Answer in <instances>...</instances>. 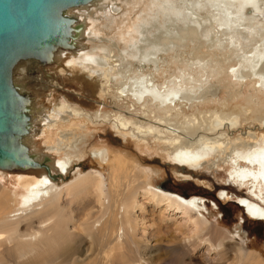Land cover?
I'll use <instances>...</instances> for the list:
<instances>
[{
  "label": "rangeland",
  "instance_id": "obj_1",
  "mask_svg": "<svg viewBox=\"0 0 264 264\" xmlns=\"http://www.w3.org/2000/svg\"><path fill=\"white\" fill-rule=\"evenodd\" d=\"M133 2L127 0L117 2V8H122L119 15H114L115 19L114 16L105 13L94 17L92 22L100 30V35L95 36L97 38L95 42H83L79 47L99 55L105 51L113 52L122 64L121 68L127 63V66H130L128 69L131 73L128 74V78L144 71L148 73V81L153 86L161 89L169 88L176 82L174 76H180V68L183 69L187 62H190L188 59L193 57L190 53L197 51V55L203 57L202 54H205L207 49L201 47L199 43L192 45L189 39L178 42V37L174 39V34L169 33L167 37H162L161 43L159 42L161 45L170 44V47L166 51L159 52L158 50V71L153 72L148 66L141 69L137 62L128 57V54L123 53L121 42L127 43L131 38H135V30L141 22L146 24L149 22L150 26L147 25V33L143 37L145 36L144 39L147 38L148 42H152L156 39L155 36L164 32L162 25L164 20L161 15H153V11H158V8H151L150 0H134ZM152 24L156 26L155 28H159L158 31L153 29ZM80 26L83 27L82 30L86 29L82 23ZM167 40H171L170 43L167 44ZM140 41L141 39L138 42ZM150 58L155 59L154 56ZM224 58V56H218V60ZM208 61L216 72L214 74L212 69L209 70V76L212 79L211 82L208 80L206 83L213 87L211 95H207L203 102L178 104L165 110L162 107L158 108L154 101L146 100L143 103H137L131 96L122 93L120 88H123L121 85L125 81L118 70L110 73L113 80L111 85H108L104 78L93 81L87 73L80 72L73 75L57 68L56 65H49L43 69L37 68L32 73L26 71L29 68L26 63H23L24 69L17 66L21 72L17 74L18 80L26 84V88L37 100L31 106V116L38 111H43L46 115V111H50L53 105L63 109V111H60V108L52 109L55 114L49 117L50 123L55 124L52 127V134L48 136L42 134L37 137L32 143V148L45 151L40 158V162L44 161L45 164L65 159L71 162V171L67 173V177L63 179L56 177L53 181L57 186V191L60 192L59 204L64 212L72 210L73 218L81 219L82 212H76L75 209L78 207L81 209L84 202L88 199L93 200V196L87 195L86 191L79 196L68 195L65 186L71 181L72 183L76 181L81 174L96 169L91 159L92 150L106 149L109 152L110 161H124L126 164L136 166L142 174L148 175V181L156 188L178 194L184 199L196 197L195 200L199 205L205 208L200 214L217 227L220 233L219 240L223 243L219 254L209 250V243L206 244V242L191 248L192 250L188 249L187 239L194 238L197 231L185 211L169 208L165 203L155 205L139 194L136 202L141 205V210L135 209V213L132 214V217H137L132 223V236L137 243L140 258L134 257L136 250L133 248L126 249L124 254L121 251L117 252L108 262L105 256L100 254L99 257L96 256L99 245L97 238L87 242V237L78 235L73 236L72 245L69 243L66 245L69 247L67 254L78 248L80 254L86 255L84 260L78 257L79 264L89 262L91 264H264V223L250 219L235 203L242 198H248L254 203L257 201L251 196L245 183L232 181L233 176L230 177L229 163L226 161V156L231 150L248 147L250 145L247 144L255 142L264 135L262 124L264 122V95H255L254 91L251 92L253 89H249L247 82L244 87L235 86L230 75L225 71L227 63L221 64L222 66L217 65V54L212 53ZM234 62V60L230 62L231 66ZM215 65L221 70L214 67ZM92 69L98 70L97 67ZM124 86L132 90L128 81ZM254 97H256L255 100ZM68 107L77 110L81 117L65 118ZM216 116L222 121L226 120L225 122H231L237 118L238 122L234 127L226 125L219 131L218 129L213 130L212 122L214 123ZM33 118L31 117L30 121ZM62 120H69V125L62 127L59 124ZM32 124L31 121L28 128H37V126L32 127ZM65 135H68V139L62 143L59 137ZM201 137L217 138L222 145L205 160L200 169L193 170L174 163L170 159L169 153L184 145L190 148L195 147L194 142ZM21 141L23 142L24 139ZM239 165L245 166L246 163ZM3 172L0 171V187L2 188V190L0 188V194L3 192L6 196L20 194L19 186L25 183V178H21L20 174L26 172L29 175L30 173L14 169L12 174L11 169L5 170L4 173L8 174L6 176ZM53 175L57 174L54 172ZM28 179L33 181L32 176ZM227 180H230L234 187H225L228 184ZM260 190L264 192V187ZM195 216L197 217V214L193 218ZM31 218L22 219L25 222L28 220L29 223L34 219ZM20 220L18 223L21 226L28 224ZM92 220H87L82 224L83 233H88ZM71 231L78 233L75 229H70L69 232ZM79 241L82 242L79 243ZM22 245L26 246V240L22 239L18 246ZM91 245L92 248L86 254V250ZM38 248L39 253L25 256L4 252L0 256V264H51L49 258L51 251L44 249L42 245ZM238 249L247 254L244 260L238 259ZM60 251L57 250L58 253Z\"/></svg>",
  "mask_w": 264,
  "mask_h": 264
},
{
  "label": "bare ground",
  "instance_id": "obj_2",
  "mask_svg": "<svg viewBox=\"0 0 264 264\" xmlns=\"http://www.w3.org/2000/svg\"><path fill=\"white\" fill-rule=\"evenodd\" d=\"M119 1L93 0L87 5L70 8L67 11L70 16L77 19L79 26L82 23L86 29L82 30L83 27L80 26L79 30L74 29L71 32L75 37L74 50L61 48L54 52L53 59L57 63V68L73 75L80 72L87 73L93 81L104 78L108 85H111L113 80L110 73L118 70L125 81L121 85L123 88H120L122 93L131 96L137 103H143L146 100L154 101L158 108L162 107L165 110L178 104L203 102L207 95H211L213 87L206 85V83L208 80L211 82L212 79H210L209 70L212 69L214 72L215 69L209 65L208 61L213 53L217 54V65L227 63L225 71L230 75L235 86L244 87L247 82L249 89H253L251 92L254 91L255 95H264V0H150L151 8H158H156L158 11H153V15L163 17L164 32L155 36L156 39L152 38L155 39L152 42H148L143 35L147 33L146 27L149 22L148 24L141 22L135 30L136 37L131 38L127 43L121 42L124 49L123 53L128 54V57L137 62L141 69L148 66L149 70L158 71V50L159 52L168 50L170 47L168 43L177 37L178 42L189 39L192 45L199 43L201 47L207 49L206 53L202 54L203 57L198 56L197 51L192 49L195 53L191 52L190 55L193 54V57L188 59L190 62H187L183 69L180 68V76H174L176 82L169 88L163 87V89L153 86L148 81V73H144V71L128 78V74L131 73V70L128 69L130 66H127V63L122 66L124 69L121 68L122 64L119 63L113 52L109 53V51L104 50L105 52L99 55L79 47L83 42H95L97 39L95 36L100 33V30L92 22L93 18L103 13L112 17L117 15L122 8L119 9L116 6ZM127 1L133 2L134 0ZM115 18L116 16H114ZM74 25L76 26V24ZM155 27L153 26V29ZM155 29L158 31L159 28ZM169 33L174 34V39L167 40L168 45L159 44L163 40L162 37H167ZM140 39L141 41L138 42ZM147 49L149 51L146 52ZM218 54L225 58L218 60V56H220ZM151 56H154L155 59L150 58ZM231 56L234 58L231 59ZM233 60L235 62L231 66L230 62ZM19 67L25 68L23 63ZM94 67H97L98 70H93ZM15 71L19 72L17 67ZM127 81L131 84L132 90L124 86ZM58 108L63 111L60 106L56 108V105H53L52 109ZM52 109L47 110L46 115L43 114V111L34 112L32 116L30 115V118L34 117L31 120L33 122L32 127L37 126V128H27L30 135L25 134L22 137L24 139L22 143L27 147L29 156L36 162H40L45 151L33 149L32 143L42 134L47 136L52 134V127L55 126L49 120L52 114L55 115ZM65 113V118L73 117L76 119L81 117L77 110L69 107ZM214 118L212 129H218V131L226 125L234 127L238 122L237 118L231 122L222 121L218 116ZM69 122V120H62L59 121V124L65 127L66 124L69 125ZM262 124L264 125V122ZM59 139L63 143L68 139V135L60 136ZM219 139L221 138L219 137ZM253 142L247 144L250 145L248 147H238L233 151L231 150L230 154L226 156V161L229 163L230 177L233 176L234 178L232 181L245 183L251 196L257 201L254 203L248 198H242L236 203L241 206L250 219L264 223V192L260 190L264 187V135ZM194 143L196 144L195 147L190 148L184 145L169 153L170 159L174 163L198 170L205 163V160L222 145L217 138L209 139L206 137H201ZM108 154L106 149L92 150L91 159L94 161L96 169L81 174L77 177L78 179L76 178V181L73 183L71 181L69 185L65 186L68 195L79 196L86 191L87 195L93 196V200L88 199L82 204L81 209L80 207L75 209L76 212H82L81 219L73 218L72 210L63 211L59 204L60 192L57 191V186L53 182L56 177L63 179L70 173L71 162L69 159L63 161L53 159L54 163L45 164L49 168V173L45 172L44 168V170L38 168L20 170L30 173L29 175L26 172L20 174L21 178H25V183L21 186L18 185L21 193L12 194V196H6L3 194L4 192L0 194V256L4 252L19 256L39 253L38 247L42 245L44 249L51 251L49 256L51 264H79L78 257L84 260L86 255L80 254L78 248H72L73 250L67 254L69 247L66 245V243L71 244L73 242V236L79 235L80 237H87V242L97 238L99 245L96 256L99 257V254L105 256V260L107 259L108 262L117 252L121 251L124 254L126 249L131 250L133 248L136 250L134 257L139 259L140 252L137 251V243L132 236V223L137 219L135 216L132 217V214L135 213V209L141 210V205L136 202L139 194L155 205L165 203L169 208L185 211L189 220L192 221L195 231H197L195 239H187L188 249L206 242V244L209 243V250L216 251V254L220 253L223 247L222 241L219 240L220 233L213 223H210L204 215L200 214L201 210L205 208L199 205L198 201L195 200L196 197L184 199L178 194L160 190L152 185L148 181V175L142 174L136 166L126 164L124 161H110ZM243 163L246 165H239ZM5 170L7 169H0L2 172ZM4 172L3 174H6ZM54 172L57 175H53ZM31 176L33 181L28 179ZM195 214L197 217L193 218ZM24 217L27 219L30 217L33 221L28 223L27 220L25 222L22 219ZM90 219H93L91 227L88 233H83L82 224ZM19 220L28 224L21 226L18 223ZM70 229L78 230V233L69 232ZM22 239L26 240V246H18ZM91 248L92 245L86 250V254ZM57 250L61 251L58 253ZM237 252L238 259L244 260L247 255L245 251L238 249ZM75 257L77 258L74 259Z\"/></svg>",
  "mask_w": 264,
  "mask_h": 264
},
{
  "label": "water",
  "instance_id": "obj_3",
  "mask_svg": "<svg viewBox=\"0 0 264 264\" xmlns=\"http://www.w3.org/2000/svg\"><path fill=\"white\" fill-rule=\"evenodd\" d=\"M92 1L0 0V169L44 168L49 173L45 162L33 160L21 141L37 100L15 70L22 63L29 73L57 65V49L74 50L71 32L80 26L67 11Z\"/></svg>",
  "mask_w": 264,
  "mask_h": 264
},
{
  "label": "trees",
  "instance_id": "obj_4",
  "mask_svg": "<svg viewBox=\"0 0 264 264\" xmlns=\"http://www.w3.org/2000/svg\"><path fill=\"white\" fill-rule=\"evenodd\" d=\"M241 209V208H240Z\"/></svg>",
  "mask_w": 264,
  "mask_h": 264
}]
</instances>
